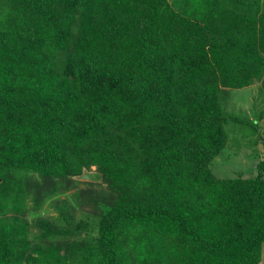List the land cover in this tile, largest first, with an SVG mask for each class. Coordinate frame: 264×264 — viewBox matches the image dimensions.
Masks as SVG:
<instances>
[{
	"label": "trees",
	"instance_id": "trees-1",
	"mask_svg": "<svg viewBox=\"0 0 264 264\" xmlns=\"http://www.w3.org/2000/svg\"><path fill=\"white\" fill-rule=\"evenodd\" d=\"M254 82L264 0H0V264H258L264 158L210 166L227 122L254 123L222 92ZM92 165L110 188L93 236L68 237L62 199L34 224L67 238L31 246L27 209Z\"/></svg>",
	"mask_w": 264,
	"mask_h": 264
},
{
	"label": "rangeland",
	"instance_id": "rangeland-1",
	"mask_svg": "<svg viewBox=\"0 0 264 264\" xmlns=\"http://www.w3.org/2000/svg\"><path fill=\"white\" fill-rule=\"evenodd\" d=\"M221 104L228 114L251 119L254 123L251 125L246 121L232 120L226 123L227 143L212 160L211 169L220 176L254 175L258 171V162L264 158V92L261 90L260 82L231 91H223ZM86 170L96 169L92 165ZM79 175L73 176L72 185L67 190L63 189L54 197L46 198L39 210L27 209L24 215L29 222L27 237L31 246L36 243H49L52 240L60 242L67 238V235L43 238L39 228L34 224V218L38 216L61 223L58 221V209L54 204H59L62 199L66 200V210L73 215L74 222L80 223L71 228L72 231L68 235L70 239L86 235L93 236L96 232L93 228L94 221L97 214L103 211L100 209V204L104 198L110 196V188L106 182L80 178ZM27 203L30 204L29 197ZM258 264H264V243Z\"/></svg>",
	"mask_w": 264,
	"mask_h": 264
},
{
	"label": "water",
	"instance_id": "water-1",
	"mask_svg": "<svg viewBox=\"0 0 264 264\" xmlns=\"http://www.w3.org/2000/svg\"><path fill=\"white\" fill-rule=\"evenodd\" d=\"M79 176L80 178L99 180L102 175L97 170H85Z\"/></svg>",
	"mask_w": 264,
	"mask_h": 264
}]
</instances>
